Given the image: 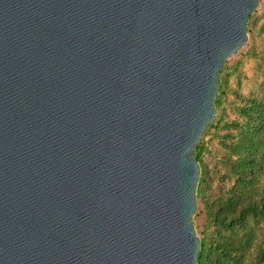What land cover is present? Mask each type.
Returning <instances> with one entry per match:
<instances>
[{"label":"water","instance_id":"95a60500","mask_svg":"<svg viewBox=\"0 0 264 264\" xmlns=\"http://www.w3.org/2000/svg\"><path fill=\"white\" fill-rule=\"evenodd\" d=\"M259 0H0V264H199L196 147Z\"/></svg>","mask_w":264,"mask_h":264},{"label":"trees","instance_id":"16d2710c","mask_svg":"<svg viewBox=\"0 0 264 264\" xmlns=\"http://www.w3.org/2000/svg\"><path fill=\"white\" fill-rule=\"evenodd\" d=\"M222 95L219 84L217 110ZM237 111L241 120H223L228 130L215 134L219 147L212 155L223 171L208 166L203 158L206 137L220 116L208 126L195 151L201 167L197 198L206 222L199 264H264V100L248 97Z\"/></svg>","mask_w":264,"mask_h":264},{"label":"rangeland","instance_id":"374dc122","mask_svg":"<svg viewBox=\"0 0 264 264\" xmlns=\"http://www.w3.org/2000/svg\"><path fill=\"white\" fill-rule=\"evenodd\" d=\"M247 29L246 44L226 61L221 70L219 84L222 85L224 95L221 96V106L218 110L216 108L215 116V118L220 116L221 121L211 130L205 141L204 161L208 166H215L219 171H223V168L214 160L212 154L219 147L215 134H222L228 130L223 126L222 121L234 118L241 120L237 106L242 105L248 97L254 96L264 100V0H259L256 10L248 20ZM193 223L201 238L206 222L199 204L193 216ZM243 264L250 263L245 261Z\"/></svg>","mask_w":264,"mask_h":264}]
</instances>
